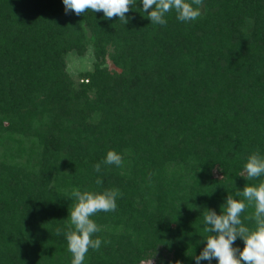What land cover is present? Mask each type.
<instances>
[{
	"label": "trees",
	"instance_id": "obj_1",
	"mask_svg": "<svg viewBox=\"0 0 264 264\" xmlns=\"http://www.w3.org/2000/svg\"><path fill=\"white\" fill-rule=\"evenodd\" d=\"M193 7L195 21L173 10L154 25L133 0L125 25L63 0H0V264H71L74 189L122 193L91 217L102 243L83 264H196L204 214L264 182L241 176L264 157V0ZM90 44L99 62L77 86L66 56ZM110 150L122 165L97 173Z\"/></svg>",
	"mask_w": 264,
	"mask_h": 264
},
{
	"label": "clouds",
	"instance_id": "obj_2",
	"mask_svg": "<svg viewBox=\"0 0 264 264\" xmlns=\"http://www.w3.org/2000/svg\"><path fill=\"white\" fill-rule=\"evenodd\" d=\"M142 3L143 11L147 13L152 24L165 25L166 14L173 10L179 21H195L201 12L199 7L194 8L193 5L200 6L203 0H142ZM63 4L66 14L74 12L79 16L88 10L94 13L102 11L104 18L110 20L119 17L126 25V13L133 5V0H63ZM122 162V157L110 150L106 158L94 166V170L99 173L102 164L119 167ZM245 174L248 181L264 175V157L259 153L250 155L241 176L245 177ZM96 184H102V180L97 179ZM237 195H242L247 203L228 195L223 214L218 215L214 210H208L204 214V232L210 235L205 238L206 247L195 257L196 264L214 258L218 260V264H264V182L258 186L248 184ZM71 196L76 203L71 208L70 226L65 233L67 247L72 255L71 264H83L89 249L99 250L102 243L101 239L93 238L100 229L91 217L101 211H115L116 199L122 193L118 189L100 193L74 189ZM248 206L254 207V213L245 219L255 222L254 229L245 226L241 219V214ZM57 234H60V229H57ZM238 237L244 241L243 250L233 247Z\"/></svg>",
	"mask_w": 264,
	"mask_h": 264
},
{
	"label": "rangeland",
	"instance_id": "obj_3",
	"mask_svg": "<svg viewBox=\"0 0 264 264\" xmlns=\"http://www.w3.org/2000/svg\"><path fill=\"white\" fill-rule=\"evenodd\" d=\"M99 62V59L96 55V51L93 45L87 46L85 49L80 51L73 50L68 53L65 61V69L68 75L72 78L77 86H81L86 83V74L95 70L96 64ZM105 67H113L112 62L106 58ZM96 91V90H95ZM90 95L96 94L95 92H89ZM5 150V146L0 145V157ZM1 159V158H0ZM20 161V159H18ZM138 264H153L149 260H141Z\"/></svg>",
	"mask_w": 264,
	"mask_h": 264
}]
</instances>
